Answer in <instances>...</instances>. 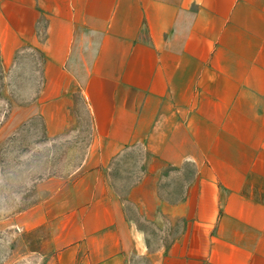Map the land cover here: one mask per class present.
<instances>
[{
  "label": "crops",
  "instance_id": "crops-1",
  "mask_svg": "<svg viewBox=\"0 0 264 264\" xmlns=\"http://www.w3.org/2000/svg\"><path fill=\"white\" fill-rule=\"evenodd\" d=\"M0 58L86 122L45 264H264V0H0Z\"/></svg>",
  "mask_w": 264,
  "mask_h": 264
},
{
  "label": "rangeland",
  "instance_id": "rangeland-1",
  "mask_svg": "<svg viewBox=\"0 0 264 264\" xmlns=\"http://www.w3.org/2000/svg\"><path fill=\"white\" fill-rule=\"evenodd\" d=\"M34 88L19 67L0 58V264H45L19 218L69 184L87 138L83 114L78 125L65 118L62 129L59 120L43 119L30 97Z\"/></svg>",
  "mask_w": 264,
  "mask_h": 264
}]
</instances>
